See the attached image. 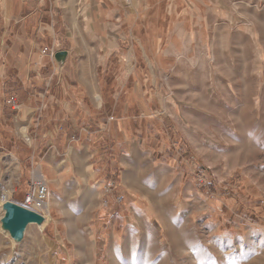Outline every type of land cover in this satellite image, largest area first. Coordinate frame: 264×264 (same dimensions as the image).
Returning <instances> with one entry per match:
<instances>
[{"label":"rangeland","instance_id":"1","mask_svg":"<svg viewBox=\"0 0 264 264\" xmlns=\"http://www.w3.org/2000/svg\"><path fill=\"white\" fill-rule=\"evenodd\" d=\"M31 1L65 23L54 15V0ZM206 1L211 14L200 58L179 70L185 80L199 74L201 91L186 99L178 94L174 111L161 110V122H143L147 138L136 165L108 173L95 157L90 174L56 173L49 156L33 154V135L17 117L23 109L14 113L6 102L40 100L46 73L60 69L54 59H33L44 48L67 45L47 41L48 28L41 35L33 27H0V197L8 191L10 202L22 205L38 174L53 205L52 216L16 240L2 227L0 207V264H264V0ZM89 6H75L84 20ZM12 33L22 38V51L35 40L31 59L11 51ZM72 65L62 70L68 82ZM117 69L116 60L105 61L97 67L99 81L112 84ZM50 96L42 94L44 101ZM74 104L75 118H95L86 102ZM39 111L34 119L47 122L52 110ZM37 138L44 147L46 139ZM56 161L66 164L65 156ZM73 161L82 168V157ZM50 217L63 223L56 236Z\"/></svg>","mask_w":264,"mask_h":264},{"label":"crops","instance_id":"2","mask_svg":"<svg viewBox=\"0 0 264 264\" xmlns=\"http://www.w3.org/2000/svg\"><path fill=\"white\" fill-rule=\"evenodd\" d=\"M79 2L92 7H87V20L83 19L85 13L75 9ZM53 7L56 8L54 15L64 24H60L58 18L53 20L52 8L44 14L40 2L0 0L2 29L33 27L42 35V30L48 28L47 41L67 45L66 49L54 52H65L66 57L62 64H57L58 74L45 72L47 80L38 89L40 100L18 103L10 98L6 102L8 107L14 113L23 109L17 117L25 119L26 134L33 135L36 143L33 154L38 152L43 159L49 156L48 162L56 173L84 171L90 174L94 157L106 173L135 166L140 143L147 138L143 122L150 125L161 122L158 118L161 110L174 111L179 102L178 94L186 99L201 91L199 74L194 72L191 78L195 80L190 81L185 80L179 70H184V62L200 58L201 35L203 29L209 30L210 8L205 0H54ZM48 14L50 18H44ZM12 34L11 51L20 58L25 59L27 54L31 59L36 49L35 40H31L29 52L22 51V38L19 33ZM44 58L51 62L42 54L32 59L41 64ZM109 60H116L118 69L114 71L113 83L107 85L99 81L97 67ZM67 64L75 65L71 73L66 74L71 82L64 78L62 71ZM109 69L104 70L109 73ZM48 93L50 100L44 101L42 94ZM78 101L86 102L94 111L92 121L74 117V103L80 107ZM46 108L52 110L50 117L46 118L47 122L42 118L39 124L35 115ZM172 121L166 120V123L173 136ZM20 126L17 123V128ZM37 136L46 139L44 147L38 143ZM154 137L150 135L149 139ZM173 140L176 143V138ZM58 156H65L64 167L62 162L56 161ZM77 157H82L81 169L74 167L73 160ZM180 182L172 187L178 189ZM50 206L53 207L51 203ZM49 213L52 216L50 209ZM50 218L51 235L56 236L63 223Z\"/></svg>","mask_w":264,"mask_h":264},{"label":"water","instance_id":"3","mask_svg":"<svg viewBox=\"0 0 264 264\" xmlns=\"http://www.w3.org/2000/svg\"><path fill=\"white\" fill-rule=\"evenodd\" d=\"M65 57V52L54 54V60L57 64H62ZM2 208L4 211L1 219L2 227L15 240L20 238L28 225L40 224L43 219L39 214L14 202L6 203Z\"/></svg>","mask_w":264,"mask_h":264},{"label":"built area","instance_id":"4","mask_svg":"<svg viewBox=\"0 0 264 264\" xmlns=\"http://www.w3.org/2000/svg\"><path fill=\"white\" fill-rule=\"evenodd\" d=\"M43 56H48L51 60L54 59V51L48 48H44L41 52ZM32 191L26 195L22 206L30 211H33L40 216L43 214L40 206L37 203H42L47 199L48 189L44 180L31 181Z\"/></svg>","mask_w":264,"mask_h":264},{"label":"bare ground","instance_id":"5","mask_svg":"<svg viewBox=\"0 0 264 264\" xmlns=\"http://www.w3.org/2000/svg\"><path fill=\"white\" fill-rule=\"evenodd\" d=\"M34 178H35V181H42L43 180L42 175H38V174L37 175L35 174ZM8 202H10V199H9V192L7 191V192H4V194L0 197V207H3ZM37 204L40 206L41 211L42 210L45 211V213H44L45 217L41 216L43 218L42 220H44L49 215V213H48L49 208H50L49 193L47 194V199L44 202L37 203Z\"/></svg>","mask_w":264,"mask_h":264}]
</instances>
